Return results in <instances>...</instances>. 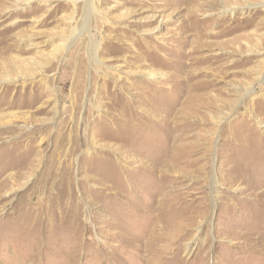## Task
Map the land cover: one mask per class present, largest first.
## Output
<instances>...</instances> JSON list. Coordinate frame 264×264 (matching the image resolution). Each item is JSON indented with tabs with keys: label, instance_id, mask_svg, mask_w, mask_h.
Returning <instances> with one entry per match:
<instances>
[{
	"label": "rangeland",
	"instance_id": "374dc122",
	"mask_svg": "<svg viewBox=\"0 0 264 264\" xmlns=\"http://www.w3.org/2000/svg\"><path fill=\"white\" fill-rule=\"evenodd\" d=\"M0 264H264V0H0Z\"/></svg>",
	"mask_w": 264,
	"mask_h": 264
}]
</instances>
